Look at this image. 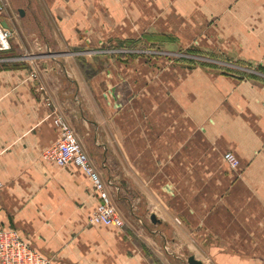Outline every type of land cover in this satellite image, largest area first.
<instances>
[{"label": "crops", "instance_id": "crops-1", "mask_svg": "<svg viewBox=\"0 0 264 264\" xmlns=\"http://www.w3.org/2000/svg\"><path fill=\"white\" fill-rule=\"evenodd\" d=\"M0 24L10 32L0 49V229L54 264H264V0H0ZM115 31L126 47L186 38L200 54L120 57L115 112L95 68L50 52L95 48ZM56 115L128 226L88 225L100 203L91 180L42 160L59 139ZM226 152L239 161L232 183L209 185V161ZM226 190L232 216L196 224L190 207L221 195L227 208ZM147 208L162 216L152 236L168 241L162 251L149 243Z\"/></svg>", "mask_w": 264, "mask_h": 264}, {"label": "rangeland", "instance_id": "rangeland-1", "mask_svg": "<svg viewBox=\"0 0 264 264\" xmlns=\"http://www.w3.org/2000/svg\"><path fill=\"white\" fill-rule=\"evenodd\" d=\"M120 27V26H118ZM195 35H200V31H194ZM118 32H114L113 33V37L110 38H105V36H103L102 40L100 42H102L100 45H98V47L95 48H86V47H79V48H64V49H58V47H51L50 48V52L51 53H55V52H59V51H63L64 53L60 52L61 55L63 54H67L66 52H71L73 51L76 55L80 56V67L82 72H85L86 74L88 73H93L96 69L97 73H98V84L99 87L103 90L106 89V87H110L112 88V94L109 95L107 93L106 98L108 99V102L110 104V106H113V111L115 110V112H119L120 107H121V93H120V85H121V65H120V57H126V56H132V55H144V56H151V57H173V56H178V57H186L187 55H192V54H200V52H196V51H191L190 50V45H186V38L181 39V40H176L175 44L177 46H173V47H165L162 45H156L153 44L152 42H146V44H143V46L140 47H126L124 46V43L127 41H122L120 39V36L117 34ZM133 35H137V31H134ZM111 39V40H108ZM141 43H144V41H140ZM174 44V43H173ZM188 44V43H187ZM57 54V53H55ZM123 58V59H124ZM84 59L87 60H91L94 61L93 62V66L90 65L88 63L84 62ZM180 59V58H179ZM166 66L165 64L161 63L159 65V67H164ZM105 99V97H104ZM120 113V112H119ZM81 146V144H80ZM82 147V146H81ZM83 149V148H82ZM84 151V149H83ZM85 152V151H84ZM86 154V153H85ZM44 161V160H43ZM89 162V161H88ZM90 165V163H89ZM68 167H75L74 165H68ZM209 177H208V183L209 185H216V184H221L224 183L226 186L230 185L233 181V177L231 176V172L229 167L225 164L222 163V161H218V160H210L209 161ZM232 170V169H231ZM94 171V170H93ZM96 173V172H95ZM97 174V173H96ZM98 175V174H97ZM99 176V175H98ZM183 176V175H182ZM197 178L199 177L196 176ZM99 178L101 179V177L99 176ZM162 180L164 181V183L167 182V179L165 177H161ZM183 178L181 177V183L183 185ZM186 180V184L189 185H193L195 183H199L200 180L198 178V181L195 180V178L191 177V176H187L185 177ZM184 180V183H185ZM102 181V179H101ZM103 182V181H102ZM211 191V189H210ZM190 194H193L192 192ZM210 194H212V192H210ZM224 198H226V202L225 205L227 206V208H220L217 207V200H223V196L219 195V199L216 197V195L213 197L212 195H210V200L208 202V207H202L200 206V204H198V206L194 203L193 204V208L190 207V210L192 213H190L196 224H199L200 221V217L201 218H206V217H210V216H217L218 214H220L222 216V212L224 211L229 217L232 216L234 209L233 208H228L232 206V196L231 193H224ZM119 206V205H117ZM113 204V207L115 208V210L117 211L118 215L120 216V218L122 219V216L120 215V209L119 207H117ZM177 216L180 217V211H182L183 215L185 214V209H177ZM155 211H152L151 209H145L143 212V216L142 219L144 220L145 223H143V225H145L146 228V233H148L149 235H151V237L157 233H154V229H156L154 227V222H152L151 217L154 216L155 219H157V217H162L161 215L158 214L157 215H153L152 213ZM164 212H166V216H168V209H166ZM173 212V211H172ZM175 213V212H173ZM165 216V218H167ZM182 218H184V216H182ZM123 220V219H122ZM125 222V221H124ZM123 222V227L128 226V224ZM129 225H133V224H129ZM135 226H141V224H137ZM195 226V225H193ZM152 231V232H151ZM153 233V234H152ZM150 237V238H151ZM153 237L151 239H153ZM157 240V241H156ZM153 239V242H149L151 246H157L158 249H163V247H168V241H165L164 239L162 240H158ZM154 243V244H153ZM162 251V250H161ZM165 258H169V257H164ZM171 258V257H170Z\"/></svg>", "mask_w": 264, "mask_h": 264}, {"label": "built area", "instance_id": "built-area-1", "mask_svg": "<svg viewBox=\"0 0 264 264\" xmlns=\"http://www.w3.org/2000/svg\"><path fill=\"white\" fill-rule=\"evenodd\" d=\"M9 37L10 32L0 24V49L8 48ZM52 123L59 133V139L42 153V160L53 163L59 168L74 165L91 180L95 191L98 193L100 203L89 215L88 225L122 228V219L104 191L103 183L90 167L87 156L75 133L60 115L54 116ZM223 162L232 170H237L239 167V161L231 152L224 153ZM2 187L3 183L0 179V190ZM0 264H54V261L52 258L33 250L17 231L0 229Z\"/></svg>", "mask_w": 264, "mask_h": 264}, {"label": "water", "instance_id": "water-1", "mask_svg": "<svg viewBox=\"0 0 264 264\" xmlns=\"http://www.w3.org/2000/svg\"><path fill=\"white\" fill-rule=\"evenodd\" d=\"M152 222L156 223L155 217H151ZM187 264H201L199 261L195 260L194 257H188Z\"/></svg>", "mask_w": 264, "mask_h": 264}]
</instances>
